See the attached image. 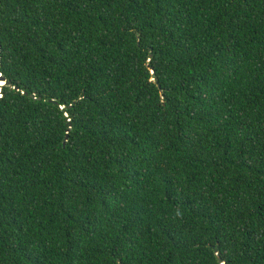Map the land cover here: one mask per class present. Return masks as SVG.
I'll return each mask as SVG.
<instances>
[{"label": "trees", "instance_id": "1", "mask_svg": "<svg viewBox=\"0 0 264 264\" xmlns=\"http://www.w3.org/2000/svg\"><path fill=\"white\" fill-rule=\"evenodd\" d=\"M0 72V264H264V0H0Z\"/></svg>", "mask_w": 264, "mask_h": 264}, {"label": "water", "instance_id": "2", "mask_svg": "<svg viewBox=\"0 0 264 264\" xmlns=\"http://www.w3.org/2000/svg\"><path fill=\"white\" fill-rule=\"evenodd\" d=\"M0 82H3V84H0V88L6 84V80L5 78L1 75V72H0Z\"/></svg>", "mask_w": 264, "mask_h": 264}]
</instances>
